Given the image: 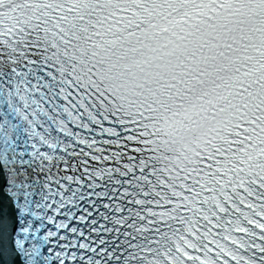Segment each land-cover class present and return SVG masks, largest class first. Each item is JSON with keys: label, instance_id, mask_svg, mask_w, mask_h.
<instances>
[{"label": "snow or ice", "instance_id": "obj_1", "mask_svg": "<svg viewBox=\"0 0 264 264\" xmlns=\"http://www.w3.org/2000/svg\"><path fill=\"white\" fill-rule=\"evenodd\" d=\"M0 264H264V0H0Z\"/></svg>", "mask_w": 264, "mask_h": 264}]
</instances>
